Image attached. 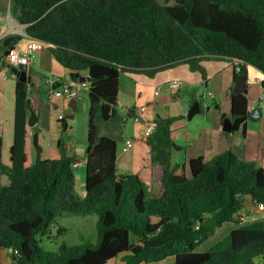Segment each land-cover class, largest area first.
<instances>
[{
  "label": "trees",
  "instance_id": "obj_1",
  "mask_svg": "<svg viewBox=\"0 0 264 264\" xmlns=\"http://www.w3.org/2000/svg\"><path fill=\"white\" fill-rule=\"evenodd\" d=\"M9 12L28 37L51 45L69 79L86 74L90 82L82 196L75 193L79 158L62 140L58 159L30 164L27 114L35 110L29 86L15 84L8 164L0 136V264L5 249L14 264H109L119 255L124 264H264V220L239 221L246 199L264 206V167L227 149L209 161L190 159L187 175L169 163L177 118L155 117L146 137L155 181L148 189L137 175L118 172L117 143L96 125L97 117L117 116L121 72L153 78L187 65L205 80L202 62L237 60L234 80L246 65L264 75V0H10ZM21 39L6 37L4 52ZM230 100L233 133L245 129L248 98L231 92ZM58 124L67 129L64 118ZM32 145L39 156L35 134ZM65 215L96 216V242L44 251L41 238ZM225 224L236 227L197 252ZM57 234L64 229L57 226Z\"/></svg>",
  "mask_w": 264,
  "mask_h": 264
},
{
  "label": "crops",
  "instance_id": "obj_2",
  "mask_svg": "<svg viewBox=\"0 0 264 264\" xmlns=\"http://www.w3.org/2000/svg\"><path fill=\"white\" fill-rule=\"evenodd\" d=\"M9 10L10 0H0V136L3 140L2 158L3 162H5L4 160L7 161L6 164L9 163V150L13 143L14 91L15 84L18 81L16 77V72L18 70L8 66L4 61L5 50L4 48H2V41L9 36L20 35L22 39L18 42V44L20 46H25L27 43V39L25 38V27L17 23L16 19L10 14ZM204 62H202L201 65L204 66L206 70L205 80L202 79L200 73L190 72L187 65H179L177 67L161 71L157 73L153 78H148L144 75L139 74H129L128 77H130V79L134 81V85L130 88V93L134 100L132 103L133 105H128L129 107L126 108L125 106L127 105L122 104V101L120 99V88L118 91L116 109H118V107H120V105L122 104L121 108H124V112H127L130 116H137L141 124V130L143 131L142 134H138V139L136 141H134L133 139L125 140L124 146L121 148V151H119V148L117 146L116 167L119 173L137 175L145 183V185H147L148 189H151L155 185L154 170L151 166L150 150L146 144L144 130L149 121L155 119V117L161 119L173 117H170L169 113L167 111H164V109L162 108L163 105L162 101L160 100V92L165 87L169 88V83L171 81H180L181 79L179 75L185 78L188 83L182 82L184 85L182 90L176 92V95L173 96V99L180 98L181 94L192 95L191 87L200 84L206 91L208 90L210 92L207 94H210V99H212L213 101V107H215L216 109L215 119L213 122L214 130L210 131L208 134H205L204 137L200 138L201 144H190L189 146L180 149L184 151V158H180L179 161L181 162L178 163L180 169L184 168L183 171L188 175L187 164L190 159L203 156L204 160L208 161L227 149H231L235 156L242 161L252 162L254 164H258L257 166L259 167H264V151L261 147V144H264L263 129H260L256 141H254L249 136V123L253 122L250 120H246L244 130L242 127H239L236 131L231 133V137H229L230 133L228 135H225L222 131V119L220 115H226L227 118H229L231 121L230 93L232 92L235 82V68L233 66V63L226 61ZM28 67H31L32 69V81L33 77L41 78V83L43 81L45 84L42 88L40 86L41 83L39 85L33 84L32 86H29V89L31 88L32 90L38 92L45 91V94L48 95V98L52 97L53 99L57 100L56 103L52 102L50 104H44V107L46 108V112L44 111V114H42L40 111H36L34 108L37 122L33 127H28L31 141L29 149L30 164H33L38 158L40 160L58 159L60 157L58 149L59 140H62L67 147H71L74 153L77 155L80 150H82V147L80 148V146H86L87 130L85 132L84 130L82 131L80 138L77 139V137H75L72 140L71 137L68 138V136L66 135L68 129H66L65 131H61L59 128L58 121L61 115H58L56 117V121L54 122L55 113L58 111H61L62 113L68 111L71 115H74L69 105H72V100L76 101L78 99L66 100L63 98H54L52 96L53 90H51L52 86H56V89H58L62 85L67 83L69 79L68 71L55 62L52 54L50 53V46H47L42 50L35 52L30 66ZM245 69L247 75L248 96V94L252 95V87L259 86L262 82H264V75L259 70L250 65H246ZM83 77H86V74H84ZM194 100L195 99L192 100L193 103L197 102L196 100ZM140 101L145 103L144 106H152L151 110L142 111V109L144 108L139 110L137 104H139ZM30 103L33 107H35L34 103L31 100ZM83 105V101H81V103H78L76 101V112ZM252 107L256 108L254 106H251L250 101L248 100V108ZM206 109L209 112L210 109L208 106ZM157 111H159V113ZM30 113L31 112L29 110L27 114V122ZM262 117L263 115L261 114V118ZM66 126L68 128L67 123ZM239 131L241 132L243 139L240 137ZM34 134L36 135L37 145L40 148L39 156L36 153L35 147L32 145ZM99 135L115 140L114 138L101 133L100 127ZM128 141H130L131 143L130 146H127ZM140 142H142L144 145L140 144ZM78 158L79 160L75 165V169H77L80 174L78 182L81 184L80 186H82V183H84L85 171L84 155L82 158ZM176 159L178 160V158ZM80 190H82L81 193L83 195V186L82 188H80ZM256 206L257 205L252 203L249 199H246L244 211L247 212L250 220H255V217L252 215V211H255ZM225 225L222 228H224ZM227 225H229L228 233L236 227L233 224ZM123 257L124 255H119L117 258L109 262V264H124ZM171 263L172 260L168 259L160 263L151 264Z\"/></svg>",
  "mask_w": 264,
  "mask_h": 264
},
{
  "label": "rangeland",
  "instance_id": "obj_3",
  "mask_svg": "<svg viewBox=\"0 0 264 264\" xmlns=\"http://www.w3.org/2000/svg\"><path fill=\"white\" fill-rule=\"evenodd\" d=\"M205 63V62H204ZM203 63V65H204ZM211 63V62H210ZM185 68V67H184ZM204 70L205 67L203 66ZM189 69V68H188ZM190 71V70H189ZM206 71V70H205ZM191 72V71H190ZM129 74L125 72H121L119 74V89L121 88V96L120 99L122 104H125L126 108L128 105H133V97L130 93L131 86L134 85V81L128 77ZM199 76V75H198ZM181 82L188 81L179 75ZM41 83V78H34L32 84L39 85ZM44 82L41 83V88L44 87ZM118 89V91H119ZM192 95L181 94L180 98L173 99V96L176 95V91L170 90L168 87L161 90V101L163 105L164 111H167L171 116V118H177L175 120L170 129H171V148L169 153V163L170 165L177 166L178 163L181 161L180 158H184V151L180 150L181 148H185L190 144H201L202 137L205 134H208L210 131L214 130V119H215V107H213V101L210 99V93L208 90L206 91L200 84L194 85L191 87ZM210 90V89H209ZM251 94H248L247 98L250 101L251 106L260 107L261 114L263 117L259 119L257 122L249 123V136L254 141H256L257 135L260 132V129L264 130V88L261 85L252 87ZM195 92V93H194ZM194 94V96H193ZM81 98L76 100L78 103L81 101L84 102V105L74 113L73 118H66V116H71L70 112L58 111L55 113L54 122L56 121V117L61 115L64 118L65 123L68 125V131L66 135L72 138V140L77 137L80 138L82 131L84 132L87 130L88 124V109H89V101L87 97L86 91H81ZM28 99L31 100L35 105V110L40 111L44 114L46 112V108L44 107L45 103H56V99L48 98V95L45 94V91H35L31 88L28 91ZM47 99V101H46ZM195 99L197 103H200V110L199 112L191 119H187L188 111L193 103L192 100ZM179 100V101H177ZM194 100V101H195ZM121 104V105H122ZM118 107L117 116L111 119L108 122L101 121L98 117L96 119V125L98 128L100 127L101 133H104L106 136L112 137L115 139L119 151L124 146V142L127 139H133L136 141L138 139V134H142L141 124L138 120L137 116H130L127 112H124V108ZM138 109L144 108V110H151L152 106H144V102H139ZM207 106L209 107V112L207 111ZM135 107V106H134ZM137 107V106H136ZM219 111V110H217ZM216 111V112H217ZM159 113V111H157ZM218 113V112H217ZM177 117H175V116ZM240 137L242 138L241 132L239 131ZM48 135V134H46ZM231 137V134L230 136ZM243 139V138H242ZM140 144L144 145L142 142ZM82 150L77 154L78 157L82 158L85 152V147L82 145ZM262 150L264 151V144H261ZM126 148V147H125ZM148 148V147H147ZM209 154V153H207ZM5 155V154H4ZM178 158V160L176 159ZM6 159V158H5ZM212 159V158H211ZM210 159V160H211ZM5 164L7 163L4 160ZM179 161V162H177ZM209 161V160H208ZM258 164H256L257 166ZM259 167V166H257ZM75 178H76V185H75V193L79 196L82 195L80 188H84V183L81 184L78 182L80 178V174L77 169H75ZM147 186V185H146ZM80 187V188H79ZM242 214L247 216V212L243 211ZM252 215L255 217L256 220L262 221L264 220V206L257 205L255 207V211H252ZM250 220V219H249ZM97 221L96 216H89L85 218L76 217V216H69L65 215L62 217H58L56 220V225L51 228V232L49 237H42L40 246L46 252H54L56 253L59 247L64 243L67 246H74L80 244L82 241H90L91 243L96 242V231H95V224ZM57 226L64 229L63 235L57 234ZM229 225H225L224 228L219 229L216 234L202 243L197 252H205L216 243L221 241L224 237H226L228 233ZM10 249H5L1 253V263L2 264H14L12 260ZM255 264H259L257 261Z\"/></svg>",
  "mask_w": 264,
  "mask_h": 264
},
{
  "label": "built area",
  "instance_id": "obj_4",
  "mask_svg": "<svg viewBox=\"0 0 264 264\" xmlns=\"http://www.w3.org/2000/svg\"><path fill=\"white\" fill-rule=\"evenodd\" d=\"M9 18V17H8ZM7 18V20H8ZM25 38L27 39V43L25 46H20L18 43L14 45L12 48L7 49L4 61L6 64L16 70H19L20 67H28L30 66L31 60L34 57L35 52L42 50L43 48L50 46L38 39L30 38L25 34ZM233 66L238 71L240 62L234 60ZM183 83L179 80H173L169 83V89L172 91H180L183 88ZM88 82L86 80H71L68 79L67 83L62 85L60 88L55 89L52 91V96L54 98H63L66 100L70 99H79L81 97V91L88 90ZM157 94V93H156ZM210 96V95H209ZM252 108H248V112H250ZM144 111V109H142ZM63 117H59V120H62ZM156 124L154 119L149 121L148 125L145 127L144 130V137H148L152 134ZM130 141L127 142V146H130ZM261 206V205H260ZM249 217L245 214H241L239 221L244 224L249 221Z\"/></svg>",
  "mask_w": 264,
  "mask_h": 264
},
{
  "label": "water",
  "instance_id": "obj_5",
  "mask_svg": "<svg viewBox=\"0 0 264 264\" xmlns=\"http://www.w3.org/2000/svg\"><path fill=\"white\" fill-rule=\"evenodd\" d=\"M16 77L17 80L23 84H27L28 86H32V69L31 67H20L19 70L16 72ZM86 80L87 82H90V78L89 77H82L80 79V81H84ZM262 86V88H264V82H262L260 84ZM59 87V86H58ZM57 87L56 86H52L51 90H55ZM232 93L236 94V95H240V94H247V75H242L240 77H238L233 85V89H232ZM72 105H69V107L71 108L72 112L75 113L76 112V101L72 100L71 101ZM200 110V105L197 102H194L191 104L189 111H188V115H187V119L191 120ZM30 116L28 118V122L27 125L28 127H33L36 122H37V117L35 115L34 112L30 111ZM66 118H70L72 119L73 116H66ZM261 118V109L260 107H256L253 108L250 112H248L246 114V120H250L253 122H257L259 119ZM222 131L224 133H231L232 132V122L230 121L229 118H226L223 122H222Z\"/></svg>",
  "mask_w": 264,
  "mask_h": 264
}]
</instances>
